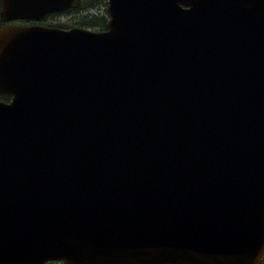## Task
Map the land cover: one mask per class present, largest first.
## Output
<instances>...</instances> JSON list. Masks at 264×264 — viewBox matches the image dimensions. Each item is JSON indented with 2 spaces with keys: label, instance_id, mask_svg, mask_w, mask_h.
Segmentation results:
<instances>
[{
  "label": "water",
  "instance_id": "water-1",
  "mask_svg": "<svg viewBox=\"0 0 264 264\" xmlns=\"http://www.w3.org/2000/svg\"><path fill=\"white\" fill-rule=\"evenodd\" d=\"M0 0V264H260L264 0Z\"/></svg>",
  "mask_w": 264,
  "mask_h": 264
},
{
  "label": "trees",
  "instance_id": "trees-1",
  "mask_svg": "<svg viewBox=\"0 0 264 264\" xmlns=\"http://www.w3.org/2000/svg\"><path fill=\"white\" fill-rule=\"evenodd\" d=\"M78 1H79L78 6L66 10L68 12L79 11V12L84 13L82 16L79 17V19H77V22H75L74 25H79V26H83V27L87 26V27H90L94 30H98V29L103 30V29L107 28L105 23H106L107 19L109 18V12H107L106 7L103 10L98 11L97 13H89V10L92 8H95L97 6V4H106L107 5L106 0H78ZM48 17L44 21H42L41 23L47 24V25L59 26L62 28L74 26V25L64 23V22L63 23L51 22V21L47 20ZM2 23H4V21L0 16V24H2ZM22 23H27V21H22ZM0 99L8 100L9 96L7 94L0 93ZM55 262H57V261H54V263ZM60 262L62 264H66L64 261H60ZM260 264H264V258L262 259Z\"/></svg>",
  "mask_w": 264,
  "mask_h": 264
},
{
  "label": "rangeland",
  "instance_id": "rangeland-1",
  "mask_svg": "<svg viewBox=\"0 0 264 264\" xmlns=\"http://www.w3.org/2000/svg\"><path fill=\"white\" fill-rule=\"evenodd\" d=\"M105 7H107L106 4H97L95 8L89 10V13H97L98 11L103 10ZM83 14L84 13L79 11H74V12L62 11L59 13H54L52 15H49L47 20L51 22H61V23L64 22L74 25L75 22H77V19H79V17L82 16ZM47 264H62V263L60 261H57L55 263L54 261H52L51 263H47Z\"/></svg>",
  "mask_w": 264,
  "mask_h": 264
}]
</instances>
